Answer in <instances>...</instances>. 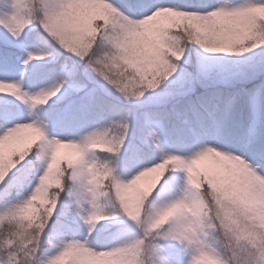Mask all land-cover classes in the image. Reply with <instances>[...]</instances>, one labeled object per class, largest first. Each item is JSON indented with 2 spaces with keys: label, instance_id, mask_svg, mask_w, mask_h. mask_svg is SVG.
I'll return each instance as SVG.
<instances>
[{
  "label": "snow or ice",
  "instance_id": "6c2138e0",
  "mask_svg": "<svg viewBox=\"0 0 264 264\" xmlns=\"http://www.w3.org/2000/svg\"><path fill=\"white\" fill-rule=\"evenodd\" d=\"M8 2V11L0 12V25L13 41L22 39L26 26L39 24L51 48L67 52L74 59L60 62L56 52L50 51L46 55L53 59L43 61L42 56L28 51L23 64L52 80L51 87L28 92L19 81L0 80V93L30 107L47 105L55 97L56 103L62 105L61 117L73 122L87 118L107 103L99 91L104 85L125 100L151 92L156 104L142 114L150 139L142 138L136 153L144 154L147 145L159 148L165 139L180 146L204 145L188 157L172 153L159 162L149 160L132 179L122 182L113 175L111 162H96V153L119 152L128 136L127 118L113 121L124 129L119 139L108 137L110 129L90 131L77 141L46 140L45 126L31 121L6 127L0 134V182L13 169L12 177L22 172L29 162L19 168L17 164L34 148L38 149L37 158L44 162L32 191L0 210V216L23 221L25 213L38 202L47 203L32 254L40 247L62 195L61 214L66 216L74 204L76 215L89 225L108 219L100 198L106 197L111 203L114 197L122 212L143 227L144 238L101 251L93 250L87 241L68 242L46 264H144L142 248L154 253L160 247L146 244L147 237L153 232L159 235L160 231L171 234L182 217L201 204H228L233 211L247 215L243 201L248 196L264 197V119L241 121L234 112L241 94L246 98L264 94V12L254 10L257 6L264 8V0H245L233 7L211 0H44L42 5L37 0ZM181 40L194 42L205 53L236 57L214 58L226 66L214 82L251 86L228 90L205 87L198 93L197 85L203 86L209 75L205 58L197 52L193 59L187 44L180 46ZM5 50L9 57L16 55L10 43L0 44V60ZM245 53L251 54L242 56ZM33 60L42 62L31 64ZM53 63L55 66L50 67ZM0 120L7 124L10 112L0 110ZM29 131L33 135L25 137L23 134ZM13 140L17 144L9 147ZM61 148L71 149V155L61 157ZM209 158L215 162L213 170L197 168ZM237 160L246 162L250 171H239ZM169 170L185 173L188 187L184 195L146 213L145 204L153 190L172 179ZM91 231L90 228L89 234ZM172 238L184 243L179 235ZM189 247L188 264H203L212 255ZM0 249L6 250L0 251V264H44L38 259H17L21 253L11 239L0 242ZM160 264L171 262L161 260Z\"/></svg>",
  "mask_w": 264,
  "mask_h": 264
},
{
  "label": "rangeland",
  "instance_id": "374dc122",
  "mask_svg": "<svg viewBox=\"0 0 264 264\" xmlns=\"http://www.w3.org/2000/svg\"><path fill=\"white\" fill-rule=\"evenodd\" d=\"M43 2L44 0H39V4L42 5ZM112 2H116V0H112ZM211 2L223 4L226 7H233L240 3H244L245 0H211ZM253 2H255V0H253ZM8 8V0H0V12H6L8 11ZM35 26L36 25L26 26L23 30L25 35L22 37V39L19 41H13L12 37L5 30L4 26L0 25V44L10 43L11 46L15 48L17 57L16 62L18 65L17 73H12L10 78H0V80L19 81L22 83L23 89L28 92H36L41 89L49 88L53 82L52 80L45 78L39 71H36L35 74L30 77L29 75L32 73L33 69L31 67H26L23 64V60L26 58V53L28 51L39 54L42 56L43 61H51L53 59L52 56L46 55V53L49 52L48 50L39 47L28 37V32ZM185 44H187L188 51L192 53L193 59H195L197 52L205 58L204 66L206 71L209 73L204 85H197L196 91L210 86H223L224 84H219L214 81L217 74L221 73L226 66L219 63L214 58L223 56L226 59L231 60L235 59L236 57L233 54L205 53L203 49L194 42H186L185 40H181L180 46L182 48L185 46ZM253 51H259V49H255ZM250 54L251 53H245L242 54V56H247ZM41 62V60H33L30 63L39 64ZM49 66L54 67L55 65L50 64ZM4 70L5 69H2V71ZM89 75L92 76L94 81L97 80V77L91 73L90 70ZM235 85L241 87L245 84ZM99 91L107 93L113 96L115 99L129 104V109L131 112H129L126 116L112 120L104 118H90L89 120H80V122L78 120L68 122L63 119L58 112L59 116L54 122V126L51 128L39 118L37 114V108L39 105L30 107L24 104V111L18 112L14 116L13 125L15 126L16 124H22L30 121L40 123L41 125L45 126L46 140L58 138L61 140L78 141L90 131L98 129H110V131H108V137L110 139H119L123 134L124 129L121 125L113 124V121H123L125 118H127L128 136L119 152L116 154H103V152L96 153V156L98 157L96 162H111L109 163V166L114 168L113 175L122 182H127L132 179L134 175L138 174L139 171L147 166V162L149 160L159 162V160L164 155L172 153L188 157L195 154L204 147V145L200 144H196L191 147L180 146L165 139L162 141L159 148L147 145V148L145 147L144 154H137L134 150L137 143L142 138L145 140L150 139L147 135V129L144 127L143 123L142 114L144 112L140 110L144 106H155V94L151 92H145L143 97L136 98L134 96H130L129 99L125 100L121 94L110 90L107 85H104V88L99 89ZM262 96H264V94L250 96L248 98L247 106L252 111V119L260 120L262 111ZM55 101L56 98L54 97L50 99L47 105L52 104ZM61 107L62 106H60V108ZM237 112L239 113V111ZM13 125L10 127H13ZM23 135L25 137H31L33 134L29 131ZM16 144L17 141L13 140L10 142L9 147ZM146 149L151 150L152 152H148ZM130 152H132V155H129ZM71 153L72 150L68 148H61L59 150V155L61 157L71 155ZM112 155H117L119 158L115 159L114 157H111ZM28 156L25 157L24 161H20L17 164V168L25 163ZM117 160H119L118 164L115 163ZM215 167V162L210 158L208 160L201 161L197 165V168L200 170H213ZM14 171L15 169L6 174L4 178L11 175ZM2 174V169H0V175ZM168 174L172 176V179L163 186L158 184L153 190V193H151L147 199L145 204L146 213L151 211L154 207H160L184 195L183 189L188 187L185 173L182 170H169ZM154 193L157 194V196L154 198V201L151 204H148ZM100 203L105 205L104 212L108 216V219L98 221L94 225L86 224L76 215L74 211V204L71 205V209L66 216L62 215L61 213L64 208V204H62L60 211L57 213V220L58 222H61L60 225H66L61 219L78 223L81 226L80 231L82 233L81 235H76L75 230H69L68 232L66 231L68 236H64L60 234V232L58 233V231L54 234H50L49 249L44 253L40 261L46 264L47 260L60 250V246L68 242L87 241L88 245L93 250L101 251L108 250L116 246H124L137 238H144L143 227L138 226L136 222L131 221L130 218H128L122 212L118 202L115 201L114 197L111 203L108 202L106 197H101ZM85 207L89 206L86 205ZM243 207L247 210V215H241L239 212L234 211L230 218H228L225 217L222 210L218 212L217 206H215L214 215L209 217L206 213L205 203L201 204L193 211L187 212L174 226L173 232L171 234L160 231L159 235H157L156 232H153L151 235H149L145 240V243L148 244L150 242L151 244L159 245L160 247L154 253H150L148 250L142 248L141 259L144 261V264H160L161 260L169 261L171 264H177V262H179V264H186V259L190 255L189 245L193 248H198L197 245H192L190 242V235L185 230V226L192 225V227H194L198 233L201 243H203L208 252L212 254L209 259L203 261V264H215L216 261H219V264H264V197L259 195L248 196L243 201ZM25 214L28 216H34L36 214L35 208L28 210ZM216 226L219 228L218 236L221 242L223 241L221 245L224 244L223 248L225 253L220 252L212 244V241L209 237L208 232L212 230V228H216ZM163 227L166 228L167 225ZM90 228L92 231L89 234ZM56 229L58 230L57 227ZM101 234L104 235L99 236ZM174 235H179L180 238L184 240V243L173 239L172 237Z\"/></svg>",
  "mask_w": 264,
  "mask_h": 264
},
{
  "label": "trees",
  "instance_id": "16d2710c",
  "mask_svg": "<svg viewBox=\"0 0 264 264\" xmlns=\"http://www.w3.org/2000/svg\"><path fill=\"white\" fill-rule=\"evenodd\" d=\"M174 1V0H173ZM39 4V0H37ZM183 2V0H181ZM36 26L31 29L28 32V37L35 42L39 47L50 51L56 52V55L59 56L60 62H63L65 60H72L74 59L73 56H71L67 52H61L56 51L51 48V46L48 43V40L44 36V30L39 26V24H35ZM16 55L9 57L7 54V51L3 54V59L0 61V78L1 79H7L10 78L12 73L18 72V65L16 62ZM54 64V63H53ZM55 65V64H54ZM85 65L81 63V69H84ZM2 69H5L2 71ZM31 72V71H30ZM29 72V73H30ZM38 72V71H37ZM35 74L34 71L29 75L30 77ZM250 84H245L241 87L233 85V86H210L207 87L209 89L211 88H223L225 90H228L229 88H235V89H241L245 87H250ZM204 91V89H201L199 92ZM101 95L105 96L107 103L103 105L101 109L95 110L90 116L84 119L80 120H89L90 118H104V119H116L122 116L128 115L129 112H131L130 105L115 99L113 96L100 92ZM249 97H245L243 94L239 96L237 99V103L234 107L235 116L237 119L241 121H246L249 119H252V111L247 106V101ZM61 104H57L56 101L49 105H39L37 108V114L39 118L46 124H48L49 127L54 126V122L56 121L57 117L59 116V109ZM154 106H144L140 111L145 112L148 109L153 108ZM0 110H7L11 114V120L5 124L4 121L0 120V133H2L5 128H9L13 125V119L16 113L23 112L24 111V103L15 97H12L9 94L6 93H0ZM239 111V113L237 112ZM264 119V96H262V111L260 115V120ZM14 126V125H13ZM147 148V147H146ZM135 150V149H134ZM147 150V149H146ZM148 152H152L151 150H147ZM37 149L34 148L31 153L29 154L26 161H28V166H26L22 172L18 173L16 177H12V174L7 176L3 179L2 182H0V210H3L5 207L9 206L11 203H15L18 200L23 199L26 197L29 192L32 191L33 186L37 182V178L42 174L44 170V162L39 160L36 156ZM146 152V151H145ZM103 154H105L103 152ZM129 155H132V152L129 153ZM111 157H114L115 159H118L119 156L112 155ZM155 157V156H154ZM142 158V157H139ZM150 159V158H149ZM15 172V171H14ZM157 196V194H153V197H151L148 204L152 203L154 201V198ZM64 204V197L61 196L60 202L58 203L56 209L54 210L53 216L48 221L45 233L42 237L40 247L37 249V251L32 254L31 249L35 246L37 243L39 236L38 232L40 230V227L43 223V216L41 215L42 211L45 210V206H48L47 203H37L35 205V211L36 214L34 216H28L25 214L26 219L23 221L13 219L12 217H4L0 216V229L3 230L4 235L0 236V242H4L5 238L11 239L14 246L16 247L17 251L21 253L20 256L17 257V259L24 258L26 260H32V259H38L41 260L44 253L49 249V240H50V234H54L58 231L60 234L64 236H68L69 230H75L76 235H81V226L78 223H74L72 221H65L64 219H61L65 226L60 225L61 222H58L57 220V213L60 211L61 205ZM39 205V207H37ZM206 213L207 216L212 217L214 215L215 207H210L206 202ZM58 228V230L56 229ZM67 231V232H66ZM219 228L216 226V228H212L209 233V237L212 241V244L220 251L224 252V244L223 241L219 239L218 236ZM104 234H101L99 236H103ZM0 251H6L5 249H0Z\"/></svg>",
  "mask_w": 264,
  "mask_h": 264
},
{
  "label": "clouds",
  "instance_id": "9594fccd",
  "mask_svg": "<svg viewBox=\"0 0 264 264\" xmlns=\"http://www.w3.org/2000/svg\"><path fill=\"white\" fill-rule=\"evenodd\" d=\"M254 10L257 11V12H264V8H261V7H259V6H257ZM235 166H236L237 169H238L239 171H241L242 173L247 172V171H250V169H248L247 166H246V162H244V161H242V160H237V161H235ZM2 178H3V176L0 175V179H2ZM37 207H39V205H37ZM47 207H48V206H45V210L42 211L41 215H43L44 212L47 211ZM217 210H218V212H219L220 210H222L223 213H224V215H225V217H228V218H230L231 214L234 212V211L231 209V206L228 205V204H223V205H221V204H217ZM129 264H130V262H129Z\"/></svg>",
  "mask_w": 264,
  "mask_h": 264
},
{
  "label": "bare ground",
  "instance_id": "6f19581e",
  "mask_svg": "<svg viewBox=\"0 0 264 264\" xmlns=\"http://www.w3.org/2000/svg\"><path fill=\"white\" fill-rule=\"evenodd\" d=\"M185 189L186 188H184L183 189V191L185 192ZM175 200V199H174ZM185 230H186V232L190 235V242L192 243V245H197L198 246V248H201V249H203L205 252H208V250L205 248V246H204V244L203 243H201V241H200V239H199V237H198V233L196 232V230L194 229V227H192V225H187V226H185ZM193 248V247H192ZM194 248H196V247H194ZM190 258H191V255H189L188 257H187V259H186V261H187V263L186 264H188V262L190 261Z\"/></svg>",
  "mask_w": 264,
  "mask_h": 264
}]
</instances>
